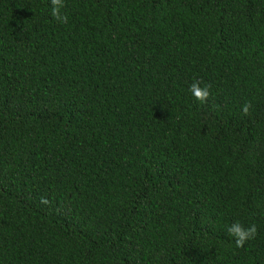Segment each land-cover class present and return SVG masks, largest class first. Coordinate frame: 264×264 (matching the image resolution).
Segmentation results:
<instances>
[{
	"label": "trees",
	"instance_id": "obj_1",
	"mask_svg": "<svg viewBox=\"0 0 264 264\" xmlns=\"http://www.w3.org/2000/svg\"><path fill=\"white\" fill-rule=\"evenodd\" d=\"M65 4L0 0V264H264V0Z\"/></svg>",
	"mask_w": 264,
	"mask_h": 264
},
{
	"label": "clouds",
	"instance_id": "obj_2",
	"mask_svg": "<svg viewBox=\"0 0 264 264\" xmlns=\"http://www.w3.org/2000/svg\"><path fill=\"white\" fill-rule=\"evenodd\" d=\"M51 5L50 15L52 19L58 23L66 24L68 22V16L67 14H62V9L66 7L65 0H51ZM202 83V81H194L189 88V92L197 101L204 103L210 96V86L204 85L201 87ZM250 108L251 103L246 102L241 108L242 114L247 116ZM226 231L233 238L235 246L237 248H243L247 242L255 239L258 230L255 224L245 227L239 221H236L228 226Z\"/></svg>",
	"mask_w": 264,
	"mask_h": 264
}]
</instances>
